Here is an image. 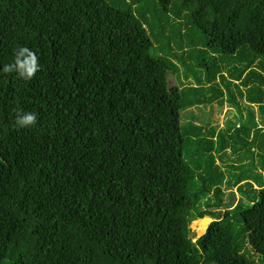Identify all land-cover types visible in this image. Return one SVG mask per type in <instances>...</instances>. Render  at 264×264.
Returning a JSON list of instances; mask_svg holds the SVG:
<instances>
[{"label": "trees", "instance_id": "1", "mask_svg": "<svg viewBox=\"0 0 264 264\" xmlns=\"http://www.w3.org/2000/svg\"><path fill=\"white\" fill-rule=\"evenodd\" d=\"M121 4L0 0V66L18 46L43 65L30 81L0 75V264H264V0H157L225 56L207 67L217 89L226 81L232 101L263 107L255 121L236 101L232 120L219 128L206 116L205 129L192 110L205 91L174 82L184 57H153L152 25ZM17 109L37 112V125L17 130ZM185 142L249 157L253 171L227 191L206 190L202 175L190 193ZM233 187L257 193L250 207H226ZM205 217L194 244L189 224Z\"/></svg>", "mask_w": 264, "mask_h": 264}, {"label": "rangeland", "instance_id": "2", "mask_svg": "<svg viewBox=\"0 0 264 264\" xmlns=\"http://www.w3.org/2000/svg\"><path fill=\"white\" fill-rule=\"evenodd\" d=\"M121 2L123 4L119 5V8H124L125 5L131 4V12L135 14L136 18L141 23H143L144 26H147L149 24L152 25L153 33H151L149 30H147V33L151 37V40L154 44L153 49L151 50V54L153 55V57H158L159 55L170 59L173 54H175L176 58L181 56L184 57L180 59L183 64L182 69L178 62L175 63L177 76L174 79L175 81H173L177 83L178 87H182V83H184L185 85H200L201 88L205 92H207V90L214 89L217 83L219 85V75H216L217 79L215 80H212L211 78L206 79L207 76L212 77L215 74V71H212L210 74H208L207 67H210L212 65H219L221 67L225 56L219 55L217 51L213 52L212 50H210L207 45L203 43V34L196 31L195 28H193L192 26H185V23L182 22V19L184 17L183 11H165L157 6V0H142L139 3H137L135 0H121ZM146 29L148 28L146 27ZM185 52H190V54L186 56ZM201 63H204V65H201ZM179 79L181 80V82H178ZM222 86L226 88L230 87L226 81L222 83ZM199 95L200 92L193 93L192 95L189 93H185L183 95V98L184 101L187 102L189 100H192L193 97L196 99ZM230 97L233 96H225L228 101L230 100L229 103H232L233 101ZM187 108L188 107H186V109ZM192 108L197 107L194 106ZM196 111H198V108L195 109V112ZM235 113H237L236 108L231 109V112L227 116V119L232 120L233 116L236 115ZM262 113L263 107L258 106L256 109V114L259 118L258 120L260 121L262 118ZM185 123V120L181 121L182 125ZM195 145L197 147H203L205 149L207 148L206 145L201 146V144L196 141ZM196 146H189L187 142H185V148L183 151L184 160L195 177L194 186H191L190 190H188V192L190 193L193 192L192 190L196 187L199 188L202 186V175H205V177L207 178V180L205 181L206 190L211 191L214 186H222V188L227 191L231 187L230 183H226L227 181L231 182L236 177L242 178V174H249L253 171L251 158L241 156L243 160L242 163H238V161L234 163L230 161L232 160V158L229 154L223 156L221 158V163L219 164V166L215 167L216 161L214 162V158L216 151L207 153V151L198 149ZM206 159L207 161L205 163L204 161ZM254 162L256 164L257 159L254 160ZM259 167H262V165H260ZM261 173L264 176V170H262ZM231 191L234 193V191H236V187H233ZM256 194V192H249L248 197H246L244 195H241V192L234 193L233 201L226 207L232 206L235 200H238L237 203H240V208L238 210L242 211L243 209H247L248 207H250V201L256 198ZM224 196L226 197L224 199H227L229 197V193L224 192ZM237 203H234L232 207H234ZM224 210L225 208L221 210V213L224 212ZM200 220L201 219H197L189 224V229L193 232V235H190V237L192 238V242L194 244H196L198 238L205 233L208 226L212 223V219L208 218L205 226L202 230H200ZM232 222H234L233 227L237 228L235 232L236 234L240 229L241 223L239 224L237 220H232ZM238 235L236 234V236ZM239 237L241 236L239 235ZM246 254H248V252Z\"/></svg>", "mask_w": 264, "mask_h": 264}, {"label": "crops", "instance_id": "3", "mask_svg": "<svg viewBox=\"0 0 264 264\" xmlns=\"http://www.w3.org/2000/svg\"><path fill=\"white\" fill-rule=\"evenodd\" d=\"M214 77H217L216 75H214ZM212 79V78H211ZM217 79V78H215ZM214 92V93H212ZM228 92L226 89L224 88H219L217 89V87H215L214 89L211 90H207V92H204L203 96L200 97L199 99H197L196 102H194L192 104V106H196L197 108H201L202 112H197V118L200 120V122H196L195 124L197 125H201L203 129H205V126L208 124L207 122L204 124V122L207 120L206 116H209L211 119V125H214V122L217 121V124L219 126V128L224 127L225 122L227 120V115L230 112L231 109L236 107L237 110V102H239L240 104H245L246 106H252L253 107V111H254V115L255 121H258V116L256 114V109H257V104L259 102L257 101H251L248 100L247 97L246 98H237L236 101H233V105H231L229 103V101L225 98V96H228ZM212 105V106H211ZM191 106V107H192ZM197 108H192V110H195ZM236 115L238 114L235 113ZM246 117V115H244ZM235 116H233L234 118ZM261 128H264V124H262ZM262 133L264 134V129L261 130ZM215 161L217 164L221 163V158L227 154H229L232 158V162H237L239 160V157H236L234 159V155L233 152L230 151L229 149H220L219 151L215 152ZM260 168V167H259ZM264 170V166L263 168H261L260 172ZM262 174V173H261ZM254 188H258L256 185H254ZM239 189H237L236 187V191H234V193H238ZM238 200H236L237 202Z\"/></svg>", "mask_w": 264, "mask_h": 264}, {"label": "clouds", "instance_id": "4", "mask_svg": "<svg viewBox=\"0 0 264 264\" xmlns=\"http://www.w3.org/2000/svg\"><path fill=\"white\" fill-rule=\"evenodd\" d=\"M42 68L43 65L40 63L36 52L29 47L18 46L14 50L12 62L0 66V75H8L22 81H30L37 73L42 71ZM37 123V112L14 110L13 126L17 130L32 129Z\"/></svg>", "mask_w": 264, "mask_h": 264}, {"label": "bare ground", "instance_id": "5", "mask_svg": "<svg viewBox=\"0 0 264 264\" xmlns=\"http://www.w3.org/2000/svg\"><path fill=\"white\" fill-rule=\"evenodd\" d=\"M207 219L208 218H203L199 221V224H200V230L203 229V227L205 226V223L207 222ZM193 225V224H192Z\"/></svg>", "mask_w": 264, "mask_h": 264}]
</instances>
